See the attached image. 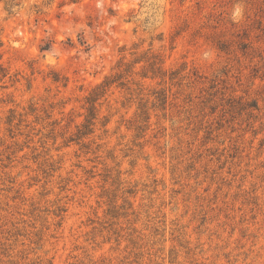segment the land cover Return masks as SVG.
Returning <instances> with one entry per match:
<instances>
[{
    "label": "rangeland",
    "instance_id": "obj_1",
    "mask_svg": "<svg viewBox=\"0 0 264 264\" xmlns=\"http://www.w3.org/2000/svg\"><path fill=\"white\" fill-rule=\"evenodd\" d=\"M0 264H264V0H0Z\"/></svg>",
    "mask_w": 264,
    "mask_h": 264
}]
</instances>
